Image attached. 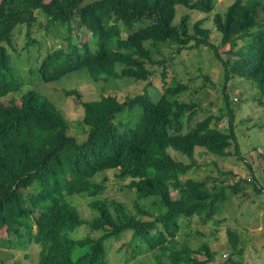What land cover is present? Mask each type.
Here are the masks:
<instances>
[{"label":"trees","instance_id":"1","mask_svg":"<svg viewBox=\"0 0 264 264\" xmlns=\"http://www.w3.org/2000/svg\"><path fill=\"white\" fill-rule=\"evenodd\" d=\"M215 5L214 0H0V232L15 234L18 239L8 242L21 250L33 243L36 264H112L107 240H118L127 231L130 239L118 248L127 263L142 253L154 264H164L163 256L170 264H207L213 259L205 244L192 249L183 241L175 247L182 221L196 216L206 224L218 203L228 198L227 186L233 194L244 190L240 181L218 188L217 179L209 185L182 176L194 166L197 148L222 157L236 143L237 114L228 108L226 81L242 78L244 87L264 95V0H233L224 13L213 15L221 45L229 53L226 59L211 41L207 17L191 19L193 12L208 15ZM39 15L54 30L63 28L66 36L59 47L31 65L30 84L55 83L82 71L102 90L117 78L150 85L152 66L159 64L158 97L142 93L123 101L109 94L86 99L77 89L64 90L82 108L86 129L82 141L68 133L60 108L35 87L24 86L18 100L5 103L2 99L20 92L23 85L8 56L16 51L13 32L25 25L29 36ZM201 46L210 48L223 65L227 117L205 113L193 121L199 103L181 95L198 90L166 79L160 47L179 55ZM155 53L163 58L155 60ZM169 149L191 161L173 157ZM105 171L129 180L136 212L97 197L105 186L96 176ZM254 189L262 191L256 182ZM75 195L90 197L94 212L90 220L82 218L70 201ZM139 200L148 201V207ZM86 223L84 235H70ZM230 241L237 249L236 240ZM195 251L206 252L208 258H197ZM228 264L240 263L228 259Z\"/></svg>","mask_w":264,"mask_h":264},{"label":"rangeland","instance_id":"2","mask_svg":"<svg viewBox=\"0 0 264 264\" xmlns=\"http://www.w3.org/2000/svg\"><path fill=\"white\" fill-rule=\"evenodd\" d=\"M214 1L216 5L213 12L208 15L193 12L191 19L194 22L202 17H207L205 24L212 30L211 41L217 46L220 57L226 59L229 53L221 45L220 36L213 22V15L224 13L233 0ZM65 36L63 28L54 30L51 26H47L46 20L41 15L29 36L28 27L25 25L18 26L14 30L12 42L17 52L10 51L8 56L23 85L20 92L3 98L5 103H8L10 98L18 100L20 94L24 92V86L25 88L35 87L60 108L68 122V133L82 141L86 136V129L81 122L82 108L75 103L73 98L65 96L64 90L77 89L86 99H98L102 95L109 94L114 95L119 101H123L128 97L142 93H148L153 98L158 97L162 85L160 75L162 67L159 64L152 66L155 73L150 85L148 81L139 82L117 78L114 83L102 90L98 83L93 82L88 73L82 71L66 75L55 83L34 82L30 84L31 65L36 60L43 59L46 53L54 47H59L61 43L59 40L65 41ZM31 39L34 41L31 42ZM31 43L33 44L31 45ZM160 49L164 52L166 79L175 78L198 90L187 91L181 95V98L188 102L199 103L193 121L203 118L205 113L223 114L227 117L226 101L222 100V84L226 81L224 68L214 52L206 46L192 47L179 55L171 52L170 47L163 49L160 47ZM162 58L161 54H154L155 60ZM241 79L235 77L226 81V88L230 95L228 108L235 109L237 114V120L236 118L234 120L236 143L232 142L227 148L228 154L222 157L210 155L203 149L197 148L194 154V166L185 176H182V179L193 177L204 180L209 185L213 183L214 179H217L218 188L222 184L232 185L240 181V187L244 190L233 194L230 187L227 186L225 194L228 195V198L218 203L213 218L206 224H201L196 216L182 221L180 228L182 230L177 234L175 247L180 248V243L183 241L187 242L192 249H197L205 244L213 253V259L207 264H228V259L235 260L240 264H264V127H262L264 109L260 105V103L264 105V95L262 97L260 91L253 92V90L244 87ZM238 112L241 115H238ZM241 119H246L247 122H238ZM220 123L223 124L224 121ZM169 152L173 157L184 159L186 163L191 161L188 157H181L184 155L177 151L169 149ZM96 180L103 182L105 186L97 197L121 202L128 210L136 212L134 208L136 195L134 188L127 187L128 179L117 177L114 171H105L98 174ZM254 182L260 185L262 191H255ZM32 190H35V187H32ZM89 200L90 197L78 195L70 199L72 204L77 207L80 216L87 220H90L94 215L89 207ZM139 203L145 207L149 205V202L145 200H139ZM87 228L88 224L86 223L70 235L73 238H78L84 235ZM130 234L131 232L127 231L118 240H107L112 264H154L147 253L139 254L135 259L129 258L128 263L121 260L120 255L124 251L118 252V248L130 239ZM230 237L233 241L236 240L237 249L232 248ZM17 239L15 234L11 236L7 232H0V264H36L38 250L33 249L35 245L33 243L25 244L26 249L21 250L22 248L14 242H8V240L15 241ZM240 249L241 253H239ZM25 253L29 254V257L24 256ZM193 255L201 260L208 258L204 251L196 252ZM161 259L164 264H170L165 256Z\"/></svg>","mask_w":264,"mask_h":264}]
</instances>
